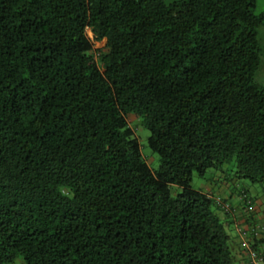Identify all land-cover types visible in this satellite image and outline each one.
<instances>
[{
  "label": "trees",
  "instance_id": "trees-1",
  "mask_svg": "<svg viewBox=\"0 0 264 264\" xmlns=\"http://www.w3.org/2000/svg\"><path fill=\"white\" fill-rule=\"evenodd\" d=\"M254 6L0 0V264H234L192 178L227 165L264 194Z\"/></svg>",
  "mask_w": 264,
  "mask_h": 264
},
{
  "label": "crops",
  "instance_id": "crops-1",
  "mask_svg": "<svg viewBox=\"0 0 264 264\" xmlns=\"http://www.w3.org/2000/svg\"><path fill=\"white\" fill-rule=\"evenodd\" d=\"M214 180L219 183L216 191L209 185L196 188L212 195L217 205L216 212L229 233V242L234 264H264L254 260L250 251L264 253V194L247 180L229 176L219 171ZM15 261V260H14ZM14 261L8 264H15Z\"/></svg>",
  "mask_w": 264,
  "mask_h": 264
},
{
  "label": "rangeland",
  "instance_id": "rangeland-1",
  "mask_svg": "<svg viewBox=\"0 0 264 264\" xmlns=\"http://www.w3.org/2000/svg\"><path fill=\"white\" fill-rule=\"evenodd\" d=\"M164 1L166 3H171V2L178 1V0H164ZM253 10L255 13H260L264 11V0H255V6ZM86 33H87V36L91 39L92 33L90 32L89 29L86 30ZM257 35H258V39H259L260 46H261L262 56H261L260 66L255 73V80L256 82H258L264 87V25H261L257 28ZM105 42H106L105 40L93 41L92 48L94 50L101 48L105 45ZM128 121H129L130 126L134 128V132L138 139V144H139L143 157L145 158V160L147 161V163L149 164L151 168H157L159 164V156L157 153L153 152L147 145V137L149 135V131L143 125L139 124V120L133 116H130ZM219 171L220 169H211L204 176H198L197 174H194L192 178V186L194 188H199L201 187V184L209 185L213 191H216L217 187L222 181V179H219L220 181L219 183H217V181L214 180L216 175H219L218 174ZM222 171L228 173L229 176H232V177L234 176L232 167L230 166H227V165L224 166ZM254 185H256L260 189L258 184H254ZM172 191L173 193L176 191L175 186H172ZM14 263L24 264V261L21 256H18L15 259Z\"/></svg>",
  "mask_w": 264,
  "mask_h": 264
},
{
  "label": "built area",
  "instance_id": "built-area-1",
  "mask_svg": "<svg viewBox=\"0 0 264 264\" xmlns=\"http://www.w3.org/2000/svg\"><path fill=\"white\" fill-rule=\"evenodd\" d=\"M250 255L256 261H260V262L264 261V253H256L254 250H251Z\"/></svg>",
  "mask_w": 264,
  "mask_h": 264
}]
</instances>
